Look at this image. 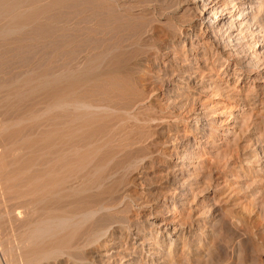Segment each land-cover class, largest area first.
<instances>
[{
  "label": "rangeland",
  "instance_id": "1",
  "mask_svg": "<svg viewBox=\"0 0 264 264\" xmlns=\"http://www.w3.org/2000/svg\"><path fill=\"white\" fill-rule=\"evenodd\" d=\"M207 1L0 2V264H264V0Z\"/></svg>",
  "mask_w": 264,
  "mask_h": 264
},
{
  "label": "bare ground",
  "instance_id": "2",
  "mask_svg": "<svg viewBox=\"0 0 264 264\" xmlns=\"http://www.w3.org/2000/svg\"><path fill=\"white\" fill-rule=\"evenodd\" d=\"M24 1V0H23ZM22 0H1L0 2H6V5H8V8H7V11H6V13L7 14H12V17L10 18L11 20H10V30H11V33H14L13 31H16V30H18L19 29V27L21 26L22 28H23V26H24V28H25V26L27 27V25H28V21H26V19H25V17L27 16H22V13H23V8H24V6L26 5L27 6V4H25V2H23ZM207 1V0H206ZM213 1V0H212ZM212 1L211 2H209V1H207V2H204V6L205 7H208V8H213L214 7V5H211L212 4ZM7 2H8V4H7ZM28 3V2H27ZM4 4V3H3ZM29 4V3H28ZM236 4V3H235ZM230 5V4H229ZM232 5V4H231ZM233 5H234V3H233ZM254 5V4H253ZM256 5V4H255ZM254 5V6H255ZM235 6V5H234ZM259 6V5H258ZM249 7V6H248ZM27 8H29V6L27 7ZM207 8V9H208ZM250 9V8H249ZM248 9V10H249ZM28 10V9H27ZM4 11V10H3ZM9 12V13H8ZM244 12V11H243ZM0 13H1V10H0ZM246 13V12H245ZM2 14V13H1ZM3 14H4V12H3ZM2 14V15H3ZM11 16V15H10ZM20 16L22 17V18H20ZM245 16V15H244ZM249 16V15H248ZM1 17V16H0ZM3 17H5L4 15H3ZM238 17V16H237ZM24 18V19H23ZM29 18V20H30V22H31V20L32 19H30L31 17H28ZM23 19V20H22ZM3 20V19H2ZM5 20V19H4ZM28 20V19H27ZM5 23H6V21H5ZM9 23H7V24H5L6 26L8 25ZM9 27V26H8ZM22 28H21V30H22ZM240 28V27H239ZM2 29V28H1ZM8 29V28H7ZM6 30V29H5ZM9 30V31H10ZM25 30H26V28H25ZM7 31V30H6ZM20 31V29L18 30V32ZM23 31V30H22ZM21 31V32H22ZM17 32V31H16ZM15 32V33H16ZM20 32V33H21ZM1 33V32H0ZM1 34H3V33H1ZM24 34V33H23ZM9 35V34H8ZM13 35V34H12ZM11 35V36H12ZM21 35V34H20ZM46 35V34H45ZM22 36V35H21ZM20 36V37H21ZM15 37V36H14ZM23 37V36H22ZM24 37H27V36H24ZM3 38V37H2ZM18 38V37H17ZM19 39H21V38H19ZM25 40H27L26 38H24ZM10 40V39H9ZM23 40V39H22ZM22 40H21V42H22ZM28 40H29V38H28ZM11 41V40H10ZM18 41V40H17ZM30 41V40H29ZM11 42H14V41H11ZM10 42V43H11ZM20 42V41H19ZM24 42V41H23ZM57 42V41H56ZM55 43V42H54ZM1 44V43H0ZM23 46V45H22ZM20 48V47H19ZM31 48V47H30ZM40 48H42V47H40ZM15 50V49H14ZM33 65V64H32ZM68 71V70H67ZM64 73H65V71H64ZM30 75V74H29ZM47 76V75H46ZM50 77H51V75H49ZM56 76H58L57 74H56ZM64 76V74H61V77H63ZM68 76V75H67ZM66 76V77H67ZM49 77V78H50ZM54 77V76H53ZM52 77V78H53ZM61 77L59 78V79H61ZM66 77H63V79H61V80H59V79H56V77L55 78H50L51 79V83H53L54 85H57L58 86V84L57 83H59V85H62V84H60L61 83V81L63 80L64 81V83L65 82H67V81H65L66 80ZM69 77V76H68ZM67 77V78H68ZM47 78H48V76H47ZM45 79V78H44ZM70 79V78H69ZM41 80H43V79H41ZM52 80H54V81H52ZM71 80V79H70ZM25 81V80H24ZM48 81V80H47ZM63 81H62V83H63ZM10 82V81H9ZM42 82V81H41ZM43 82H46V80H44ZM26 83V82H25ZM31 83V82H30ZM30 83H29V85H30ZM33 83V82H32ZM48 84L50 83V80L47 82ZM63 83V84H64ZM44 84V83H43ZM42 84V85H43ZM46 84V83H45ZM44 84V85H45ZM48 84H46L47 85V88H48ZM29 85H28V87H29ZM33 85V84H32ZM53 85V86H54ZM66 85V84H65ZM53 86H52V88H53ZM46 87V86H45ZM54 87H56V86H54ZM15 88V87H14ZM30 88V87H29ZM33 88V87H32ZM32 88L30 89V90H32ZM40 88H41V86H40ZM49 88H51V87H49ZM57 88V87H56ZM43 89H44V87H43ZM65 90V89H64ZM28 91V90H27ZM61 91V90H60ZM60 91H58V92H60ZM26 92V91H25ZM28 92H30V91H28ZM32 92V91H31ZM61 92H63V91H61ZM19 93V92H18ZM64 94H61V93H58V94H61V95H59L58 97H56L55 98V101L54 100H51V101H54V103L52 102V104H57L58 106H62V105H64L65 103V101L67 100V98L69 99V97H67L66 95H65V92H63ZM24 94H26V93H24ZM29 94V93H28ZM57 94V95H58ZM19 96V95H18ZM30 97V96H29ZM54 97V96H53ZM9 99V98H8ZM53 99V98H52ZM57 99V100H56ZM75 99V98H74ZM73 100V99H72ZM9 101V100H8ZM68 101V100H67ZM4 103V102H3ZM52 104H51V106H52ZM66 104H69L68 102L66 103ZM71 104V103H70ZM16 105V104H15ZM55 105H53V106H55ZM76 105H77V103H76ZM80 106V105H79ZM78 107V106H77ZM55 108H56V106H55ZM64 108H66V107H64ZM60 122V121H59ZM11 123V122H10ZM36 133V132H35ZM48 136V135H47ZM67 144V143H66ZM66 146V145H65ZM62 147H64V143H63V146ZM63 149V148H62ZM61 149V150H62ZM65 149V148H64ZM63 149V150H64ZM68 150V149H67ZM69 150H71L72 151V149H69ZM75 150V149H74ZM74 150H73V152H74ZM50 151H51V149H50ZM49 151V152H50ZM58 152H60V149H59V151H57V153ZM62 152V151H61ZM63 153V152H62ZM70 153V152H69ZM49 154V153H48ZM47 154V155H48ZM66 154V153H65ZM62 155V154H61ZM60 155V156H61ZM70 155V154H69ZM49 156V155H48ZM59 156V158H62L63 156H61L60 157ZM65 156V155H64ZM76 156V155H75ZM69 156H67L66 158H68ZM71 157H72V155H71ZM48 158H50L51 159V157L49 156ZM47 158V159H48ZM58 158V157H57ZM56 158V159H57ZM66 158H64V159H66ZM73 158H74V156H73ZM63 159V160H64ZM70 159V158H69ZM81 159V158H80ZM58 160V159H57ZM68 160V159H67ZM79 160V159H78ZM59 161V160H58ZM65 161V160H64ZM41 162V161H40ZM59 162H62V160L60 159V161ZM67 162V161H66ZM76 162H77V160H76ZM82 162V161H81ZM57 164V163H56ZM65 164V163H64ZM63 164V165H64ZM42 165V164H41ZM50 165V164H49ZM66 165V164H65ZM48 166V165H47ZM47 168V167H46ZM52 169V168H51ZM53 173V172H52ZM43 174V173H42ZM39 177V176H38ZM49 178V177H48ZM37 182V181H36Z\"/></svg>",
  "mask_w": 264,
  "mask_h": 264
}]
</instances>
